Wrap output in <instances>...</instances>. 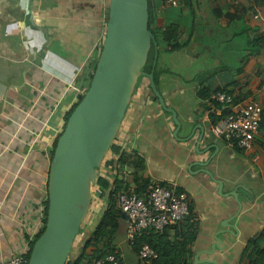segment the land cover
Here are the masks:
<instances>
[{"label": "crops", "instance_id": "1", "mask_svg": "<svg viewBox=\"0 0 264 264\" xmlns=\"http://www.w3.org/2000/svg\"><path fill=\"white\" fill-rule=\"evenodd\" d=\"M150 1V27L162 51L168 46L159 26L178 23L180 43L195 31L189 47L161 55L160 91L177 111L180 140L173 136L171 114L145 93L144 83L131 99L117 144L143 159L146 182H175L188 195L199 228L194 255L209 249L221 224L238 211L201 166H191L215 153L206 169L223 183L224 194L237 191L242 210L231 222L239 236L219 235L227 248L209 258L249 264L252 248L243 250L264 230V0H180L178 7ZM107 5L108 0H0V262L19 252L40 222L38 207L46 192L41 177L65 115L90 84L106 33ZM203 85L210 94L198 93ZM217 90L261 104L259 133L248 148L230 146L212 132L219 117L218 104L210 99ZM201 128L199 150L205 152L199 153ZM191 133L193 139L184 141ZM37 145L46 147L36 150ZM113 174L107 164L102 176L112 181ZM99 190L96 208L102 213L107 200ZM120 221L129 222L123 213ZM168 231L174 235L173 228Z\"/></svg>", "mask_w": 264, "mask_h": 264}, {"label": "water", "instance_id": "2", "mask_svg": "<svg viewBox=\"0 0 264 264\" xmlns=\"http://www.w3.org/2000/svg\"><path fill=\"white\" fill-rule=\"evenodd\" d=\"M151 43L157 46L154 34L149 29L148 0H110L106 33L92 79L84 97L71 112L57 140L48 174V211L46 226L34 243L28 264H66L73 243L79 234L82 222L91 207V188L98 179V172L108 155L125 113L135 93L138 79L148 78L149 87L164 111L171 114L175 124L173 136L178 138L181 122L177 111L168 107L154 81V70L145 73L142 69L148 59ZM157 53L154 66L156 65ZM202 129V128H201ZM191 133L184 141L193 139ZM204 139L198 137L197 152ZM37 145L36 150L45 149ZM212 155L204 162L195 161L200 171L210 175L218 184V192L233 198L238 211L221 225L223 229L214 235L209 249L199 250L192 264H219L210 259L216 251H225L226 243L219 235L229 233L239 236V228L231 222L242 210L236 190L224 194L223 183L206 169ZM123 217L129 220L123 213ZM205 256V258H202Z\"/></svg>", "mask_w": 264, "mask_h": 264}, {"label": "trees", "instance_id": "3", "mask_svg": "<svg viewBox=\"0 0 264 264\" xmlns=\"http://www.w3.org/2000/svg\"><path fill=\"white\" fill-rule=\"evenodd\" d=\"M189 1L190 0H186V2ZM109 5H110V0H108V5H107V21L109 18ZM148 6H149V29L154 34L157 42V33L153 31V29L150 27L154 20V15H153V10H151L152 8H151L150 0H148ZM228 17L232 18L231 15H228ZM158 29L161 31V36L163 37V40L167 43L168 49L166 51H162V49H160L158 45V42H157V46H155L154 43H151V49L148 55V59L142 70L148 74L151 73L152 70H154V81L160 91V80L163 74L162 71L160 70L162 53L163 52L172 53V52L180 51L186 47H189L193 38L195 37V31L192 30L188 40L185 43H180L179 42L180 26L178 23H171L170 25L165 27L159 26ZM102 46H103V42L101 45V50H102ZM156 53H157V59H156V65L154 66L153 64L155 61ZM97 61L96 63H94L92 67V74L90 76V81L92 79L93 72L95 71ZM143 80L147 81V85H146L147 89H145L144 86L142 87ZM144 89L145 92L150 93L153 99L157 103H159L158 99L155 97L153 91L149 87L148 78L145 76H141L138 79V83L136 85L135 91L137 92V90H144ZM85 92L79 95L77 102L74 104L71 110L65 115L64 127L67 123V120L71 112L84 97ZM210 92L211 91L209 87L205 85H203L202 88L199 89L198 91V93L200 94L201 93L210 94ZM126 113H125V117H126ZM118 134L119 132L117 133V136ZM60 135L61 132L57 135L54 144L50 149L49 162H51L57 144V140ZM117 136L115 138L114 143L111 145L109 149L108 156L109 154L117 155V159H113L114 162L117 161L118 164L126 165L132 170V173H134L132 182L137 186L136 189L137 192L141 193L146 189L148 183V181L146 182V180H144L141 174L144 168V161L136 152H129L122 149V147L117 144V140H118ZM114 162L112 160L108 161V158L105 157L100 169L105 167L107 164L110 165L113 164ZM48 168H47L46 176L43 175V177H41L45 182V186H46V192L43 200V203L45 205V209L43 212V225H42V229L35 236L34 240L30 242V246H29L30 248L29 251L27 252L28 258L30 257L34 243L41 236L46 226L47 211H48V174H49ZM113 172L114 174L112 175L111 178L112 181L107 180L102 176V174H99L95 186L101 189L103 197H105L107 200V206L102 211L98 221L95 224V227L90 231L89 235H87L86 238L84 239H77V242L75 239L72 247L71 256L68 258L66 264H91L94 260L102 259L104 256L108 254H114L121 260V257L119 255L120 252L115 244V238L119 230L122 212L116 206V202L114 200V194L121 188L122 183L118 178L117 175L118 172H116V169ZM93 199L94 196L92 194V200ZM193 209H194L193 205L189 203V210L187 216L185 217V221H184L185 223L182 225H180L181 223H179L178 225L173 227V229L175 230L174 235L170 234L168 230L162 233L155 232L154 230L151 229L144 231L135 239L133 245L134 251L138 253L140 247L143 244H147L151 248H153L158 255V257L155 260H153L150 264H192L195 253L194 250L192 249V246L195 243L197 236L199 234V228L194 220L195 214ZM79 234H80V230H79ZM79 234L77 235L78 238L80 237ZM25 238H28V236ZM261 242L264 243V230L262 231L259 237L251 239L247 243L246 248L243 250V253L246 254L248 250L252 248V251L249 254V264H264V247L260 246Z\"/></svg>", "mask_w": 264, "mask_h": 264}, {"label": "built area", "instance_id": "4", "mask_svg": "<svg viewBox=\"0 0 264 264\" xmlns=\"http://www.w3.org/2000/svg\"><path fill=\"white\" fill-rule=\"evenodd\" d=\"M163 1L170 7L180 5V0ZM210 100L218 104L219 118L212 126L214 135L222 138L230 146H236L239 149L248 148L259 133L262 120L261 104L256 100L241 101L236 96L222 90L213 92ZM109 157L113 162V159H117L115 154L106 156L108 159ZM109 166L113 171L116 169L122 183L121 188L114 194V200L117 208L129 218L126 239L130 244L133 245L136 237L148 229L162 233L172 229L185 219L190 200L188 195L179 189L177 183H162L157 179H151L147 183L146 189L138 193L137 186L132 182V170L128 166L118 164L117 161ZM97 192H100L99 188H97ZM99 202L100 197L96 195V205ZM44 209L45 205L41 202L38 207L41 213L40 222L31 237L32 239L24 240L25 243L20 251L12 253L6 261L0 262V264H28L27 252L30 242L34 240L38 234L36 232L43 225ZM138 256L145 264H150L158 257L156 251L147 244L140 247ZM91 264H122V262L114 254H108L102 259L94 260Z\"/></svg>", "mask_w": 264, "mask_h": 264}, {"label": "rangeland", "instance_id": "5", "mask_svg": "<svg viewBox=\"0 0 264 264\" xmlns=\"http://www.w3.org/2000/svg\"><path fill=\"white\" fill-rule=\"evenodd\" d=\"M159 17H160V23H161V15H159ZM144 83H145V85H147V81L146 80H143V84ZM145 93H147V92H145ZM167 148H170V147L167 146ZM103 170H104V167L99 170L98 174H102L103 173ZM97 188L98 187H96L95 185H93L92 188H91V193L93 194L94 199L91 201L90 210L87 213L86 218L84 219V221L82 222V225L80 227V234H79V236H82L81 239L85 238L90 233V230H86L87 229V226L90 225V228L92 230L95 227V224H96V222L99 219V215L101 214L99 212V209L97 210V208H95L96 207V195H97L96 191H97ZM127 226H128V223L127 222H125V221L124 222H121L120 221L119 230H118V232L116 234V238H115V244H116V246H117V248H118V250L120 252L119 255L121 257V262L123 264H145L144 261H142L139 258L138 253H136L134 251V249H133V245L134 244L133 245L130 244L127 241V239H126ZM77 239H79V238L78 237L76 238V242H77ZM71 253H72V251H71ZM70 256H71V254L69 255V257Z\"/></svg>", "mask_w": 264, "mask_h": 264}, {"label": "flooded vegetation", "instance_id": "6", "mask_svg": "<svg viewBox=\"0 0 264 264\" xmlns=\"http://www.w3.org/2000/svg\"><path fill=\"white\" fill-rule=\"evenodd\" d=\"M210 258H212V257H210ZM214 260V259H213ZM228 262V261H227ZM228 264V263H227ZM230 264H233V261H231V263Z\"/></svg>", "mask_w": 264, "mask_h": 264}]
</instances>
